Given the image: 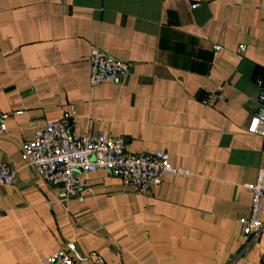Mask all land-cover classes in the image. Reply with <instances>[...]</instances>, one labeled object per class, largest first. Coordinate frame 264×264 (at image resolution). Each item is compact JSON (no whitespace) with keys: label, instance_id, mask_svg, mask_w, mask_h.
Wrapping results in <instances>:
<instances>
[{"label":"crops","instance_id":"0c3cea01","mask_svg":"<svg viewBox=\"0 0 264 264\" xmlns=\"http://www.w3.org/2000/svg\"><path fill=\"white\" fill-rule=\"evenodd\" d=\"M94 47L133 63L122 83L91 86ZM259 80L264 0H0V160L17 176L0 185V264L62 248L79 263L264 264V234L248 245L238 222L264 166V139L247 130ZM220 84L225 97L202 104ZM58 120L123 138L128 154L166 151L190 174L140 195L99 169L64 202L21 148Z\"/></svg>","mask_w":264,"mask_h":264},{"label":"built area","instance_id":"2783aa9c","mask_svg":"<svg viewBox=\"0 0 264 264\" xmlns=\"http://www.w3.org/2000/svg\"><path fill=\"white\" fill-rule=\"evenodd\" d=\"M216 51L221 45L214 46ZM90 84L95 87L104 82L122 83L131 73L133 63L118 59L99 47L89 54ZM261 90L258 95L260 110L253 114L247 125L249 133L264 139V80L258 81ZM225 97L224 86L218 85L201 98V103L214 106ZM7 113L0 112V134L7 133ZM22 151L28 166L44 182L62 185L60 200L66 202L73 196H80L87 187L91 173L103 169L131 185L140 195H147L152 187L162 182L164 174L186 176L187 168L173 167L166 151L141 154H128L123 138L114 137L108 132L97 135H76L67 121H49L42 128H35L34 137L23 141ZM17 176L14 168L0 160V185L13 186ZM251 190V205L248 216L238 219L248 235V245L256 243L264 234V166H260L254 183L247 185ZM40 264H98L79 263L65 250L59 249L41 260Z\"/></svg>","mask_w":264,"mask_h":264},{"label":"water","instance_id":"95a60500","mask_svg":"<svg viewBox=\"0 0 264 264\" xmlns=\"http://www.w3.org/2000/svg\"><path fill=\"white\" fill-rule=\"evenodd\" d=\"M73 132V131H72Z\"/></svg>","mask_w":264,"mask_h":264}]
</instances>
